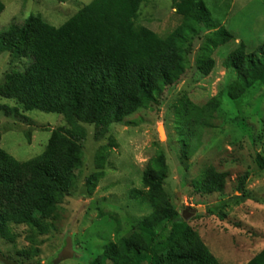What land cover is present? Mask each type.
Returning a JSON list of instances; mask_svg holds the SVG:
<instances>
[{
  "label": "rangeland",
  "instance_id": "obj_1",
  "mask_svg": "<svg viewBox=\"0 0 264 264\" xmlns=\"http://www.w3.org/2000/svg\"><path fill=\"white\" fill-rule=\"evenodd\" d=\"M0 32L22 24L29 16L60 27L93 0H0ZM142 0L135 24L165 38L180 24L174 3ZM208 22L199 26L184 46V74L158 99L100 135L96 126L78 121L84 137L78 144L81 168L74 186L57 202L52 216L39 229L10 225L9 239L0 238V253L17 264H53L69 239L72 258L59 264H90L103 248L137 230L151 213L137 193L148 162L162 154L167 167L163 188L181 214L195 210L186 222L220 264H246L264 249V87L251 90L239 103L227 94L235 73L223 66L226 57L243 44L251 53L264 43V0H201ZM215 28L233 40L213 50L214 67L207 76L197 62ZM209 57V56H207ZM25 57L0 55V84L10 73H22ZM210 127L202 133L193 154L183 153L180 132L186 129L181 105L204 107L214 99ZM3 108L17 109L7 114ZM69 130L62 115L24 112L14 100L0 99V149L23 163L40 156L53 130ZM100 156V164L97 158ZM212 168L226 174L221 193L202 195L194 183ZM99 174L96 182L88 178ZM247 176L243 192L236 190ZM94 183V185H92ZM213 215H208L206 209ZM25 252V255H20ZM144 264H154L146 260Z\"/></svg>",
  "mask_w": 264,
  "mask_h": 264
},
{
  "label": "trees",
  "instance_id": "obj_2",
  "mask_svg": "<svg viewBox=\"0 0 264 264\" xmlns=\"http://www.w3.org/2000/svg\"><path fill=\"white\" fill-rule=\"evenodd\" d=\"M142 0H93L60 27L29 16L22 24H10L0 32V55L25 57L22 73H10L0 84V99L14 100L24 112L62 115L69 130L50 134L44 152L20 163L0 149V238L9 239L10 225L39 229L52 216L57 202L75 183L81 168L78 139L85 133L77 122L96 126L100 135L109 126L155 101L164 89L184 74L183 50L188 39L208 22L201 0L175 1L180 24L165 38L135 24ZM4 5L0 1V14ZM215 28L207 40L197 69L207 76L214 67V49L233 40ZM209 56V57H207ZM235 73L227 97L239 103L256 87H264V43L246 53L239 44L223 62ZM218 99L198 108L181 105L186 129L180 132L184 155L193 154L202 133L210 127ZM7 114L17 109L3 108ZM101 161L97 158V164ZM263 169L264 165H260ZM99 174L88 178L96 182ZM167 176L164 157L152 158L142 176L143 193L151 213L129 237L104 246L102 255L90 264H220L171 204L163 188ZM244 176L238 193L243 192ZM226 174L208 168L194 183L202 195L221 193ZM94 185V183H92ZM208 215H213L208 208ZM20 255H25L21 252ZM0 264H17L5 260ZM246 264H264V249Z\"/></svg>",
  "mask_w": 264,
  "mask_h": 264
},
{
  "label": "water",
  "instance_id": "obj_3",
  "mask_svg": "<svg viewBox=\"0 0 264 264\" xmlns=\"http://www.w3.org/2000/svg\"><path fill=\"white\" fill-rule=\"evenodd\" d=\"M194 214H195V210L184 209L183 212L181 213V217L185 222H187ZM71 258H72V250L70 247V241H69V239H67L64 249L57 256V258L53 262V264H59L63 261L69 260Z\"/></svg>",
  "mask_w": 264,
  "mask_h": 264
}]
</instances>
